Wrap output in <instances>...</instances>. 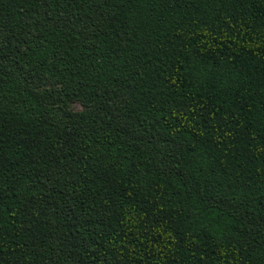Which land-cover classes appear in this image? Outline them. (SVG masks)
<instances>
[{
    "label": "trees",
    "instance_id": "obj_1",
    "mask_svg": "<svg viewBox=\"0 0 264 264\" xmlns=\"http://www.w3.org/2000/svg\"><path fill=\"white\" fill-rule=\"evenodd\" d=\"M0 264H264V0H0Z\"/></svg>",
    "mask_w": 264,
    "mask_h": 264
}]
</instances>
